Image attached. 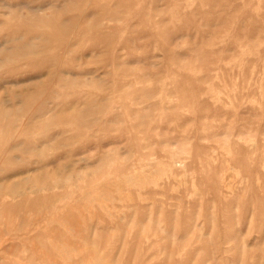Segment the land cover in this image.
Segmentation results:
<instances>
[{
    "label": "rangeland",
    "instance_id": "obj_1",
    "mask_svg": "<svg viewBox=\"0 0 264 264\" xmlns=\"http://www.w3.org/2000/svg\"><path fill=\"white\" fill-rule=\"evenodd\" d=\"M0 264H264V0H0Z\"/></svg>",
    "mask_w": 264,
    "mask_h": 264
}]
</instances>
